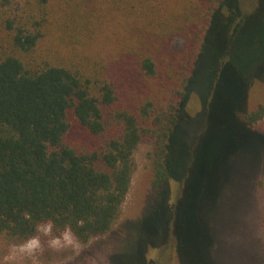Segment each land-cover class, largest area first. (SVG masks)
<instances>
[{"label": "trees", "instance_id": "obj_1", "mask_svg": "<svg viewBox=\"0 0 264 264\" xmlns=\"http://www.w3.org/2000/svg\"><path fill=\"white\" fill-rule=\"evenodd\" d=\"M51 1L63 41L76 36L87 45L103 35L104 51L76 61L42 54L55 17ZM250 1L248 13L239 0H0V237L22 243L48 220L54 234L71 226L82 243L109 233L145 137L153 146L152 189L159 207H167L168 225L176 223L209 175L207 164L199 171L189 156L173 172L175 135L181 128L188 141L195 133H184V106L190 92L208 90L206 108L213 106L238 35L264 8V0ZM218 28L225 37L221 55L213 38ZM158 51L167 57L159 59ZM249 81L243 78L240 103ZM236 105L222 110L247 132L262 107L245 112ZM170 177L181 191L173 206ZM162 241L157 264H169V227L155 245Z\"/></svg>", "mask_w": 264, "mask_h": 264}, {"label": "rangeland", "instance_id": "obj_2", "mask_svg": "<svg viewBox=\"0 0 264 264\" xmlns=\"http://www.w3.org/2000/svg\"><path fill=\"white\" fill-rule=\"evenodd\" d=\"M239 2L243 11H252L250 0ZM48 9L55 17L41 44L42 54L76 61L103 50V35L87 45L76 43V36L63 41L58 5L51 1ZM221 30L218 28L213 35L219 55L224 52L225 37ZM156 53L159 59L167 57L159 51ZM230 59L222 79L223 87L212 99L211 108H206L209 90L202 94L204 97L200 91L189 94L184 106L187 130L184 133L195 131L194 140L191 137L186 141L180 128L171 147L174 173L175 165L188 156L195 158L199 171L207 164L203 171L209 175L203 188L190 196L196 198V204L179 211L176 223L168 225L167 207H159V194L152 189L153 146L151 139L145 137L134 152L136 169L114 228L87 243L80 242L78 251L55 252L45 245L35 264H157L165 243H155L163 239L167 227L173 239L165 248L166 258L171 260L169 264H264V8L238 35ZM243 78H250V84L240 103ZM227 105H236V110L241 108L245 112L261 106L263 115L243 132L230 117L232 112L222 110ZM188 145L191 150L187 149ZM194 145L198 146L192 154ZM169 184V205L173 206L181 192L180 184L171 177ZM12 245L0 237V264H6L4 257ZM22 264L33 261L25 260Z\"/></svg>", "mask_w": 264, "mask_h": 264}, {"label": "clouds", "instance_id": "obj_3", "mask_svg": "<svg viewBox=\"0 0 264 264\" xmlns=\"http://www.w3.org/2000/svg\"><path fill=\"white\" fill-rule=\"evenodd\" d=\"M54 229L55 225L51 220L38 223L36 235L9 248L8 254L4 257L6 264H22L25 260H31L35 264L37 257L44 252L45 245L55 252L80 249V241L71 226H65L59 234H54Z\"/></svg>", "mask_w": 264, "mask_h": 264}]
</instances>
